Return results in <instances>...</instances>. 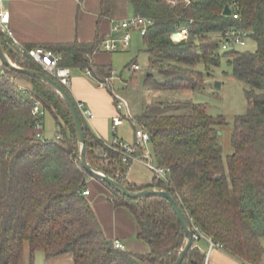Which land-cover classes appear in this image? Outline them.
<instances>
[{
	"label": "trees",
	"instance_id": "1",
	"mask_svg": "<svg viewBox=\"0 0 264 264\" xmlns=\"http://www.w3.org/2000/svg\"><path fill=\"white\" fill-rule=\"evenodd\" d=\"M128 1L135 15L153 22L143 35L149 55L150 70L144 81L147 89H202L211 69L225 57L233 76L249 85L245 89L247 110L234 117L233 153L226 158L217 128L225 119L210 115L202 103L189 104L187 113L135 116L150 134L153 159L169 168L167 180L155 176L150 185L138 187L126 178L131 161L124 162L120 152L106 148L77 107L84 126L87 162L128 190H168L204 235L244 264H259L264 254L260 242L264 238V0ZM227 5L231 15L223 13ZM183 26L188 28V36L174 40L173 34ZM231 29L247 31L248 38L256 42V50L223 49V35ZM0 38L15 64L45 73L1 31ZM100 42L44 47L60 56V65L88 68L104 81L113 77V70L92 61ZM13 77L30 83L33 98L22 93ZM34 100L41 101L56 119L60 142L36 136ZM80 150L69 108L56 90L2 64L0 264H18L26 243L32 256L36 251L47 256L70 253L73 264H174L185 236L169 200L162 196L129 198L103 182L112 192L113 204L125 206L135 217L137 235L149 244L150 252L136 255L115 247L104 235L84 194L92 176L81 163ZM101 151L107 153V159ZM139 153L138 149L136 155ZM204 261L205 255L192 245L181 264Z\"/></svg>",
	"mask_w": 264,
	"mask_h": 264
},
{
	"label": "crops",
	"instance_id": "2",
	"mask_svg": "<svg viewBox=\"0 0 264 264\" xmlns=\"http://www.w3.org/2000/svg\"><path fill=\"white\" fill-rule=\"evenodd\" d=\"M0 7L9 11L8 27L11 35L23 46H48L75 41L91 43L96 39L102 41L110 34L114 20L121 21L135 15L128 0H3ZM6 37L11 41L8 35ZM11 44L15 46L12 41ZM100 44L92 55V61L113 70L117 57L101 50ZM85 70L71 68L69 90L76 103L84 104L92 111V119L84 118L91 131L104 141L118 138L134 143L135 133L131 137L124 129H119L120 125L115 130L112 126L113 117L118 114L113 90L114 76L111 88L101 87L99 80ZM13 80L20 89L30 88V83L24 79L13 77ZM47 114L51 113L47 110L45 116ZM51 116L57 123L54 116ZM132 116L135 117L133 114ZM58 130L59 125L56 129H49L44 118V134L47 139H52ZM148 148L153 154L151 143ZM139 152L142 154L141 150ZM154 177L155 174L138 159L131 162L126 173L127 180L138 187L150 185ZM87 186L89 194L86 197L106 238L112 242L118 240L124 245L123 250L132 254H148L150 246L138 237L136 219L128 208L113 204L112 192L101 180L90 177ZM211 242L213 241L204 234L193 242L205 255L204 264H244L223 247H211ZM260 242L264 248V238ZM18 264H73V257L70 253L47 256L43 251H36L32 256L26 243ZM259 264H264V254Z\"/></svg>",
	"mask_w": 264,
	"mask_h": 264
},
{
	"label": "rangeland",
	"instance_id": "3",
	"mask_svg": "<svg viewBox=\"0 0 264 264\" xmlns=\"http://www.w3.org/2000/svg\"><path fill=\"white\" fill-rule=\"evenodd\" d=\"M131 34V45L128 49L112 52L117 57L113 66V90L129 102L131 113L135 116L144 113H187L189 104L202 103L207 107L210 115L225 119L224 124L217 126L219 143L224 158L233 153L231 145L233 120L235 116L247 110L245 89L249 88L248 83L233 76L227 59L223 57L220 65L211 69L202 89L190 92L147 89L144 81L150 70L149 55L139 31L132 29ZM235 47L254 51L257 45L254 39L248 38L244 45ZM222 52L223 49H221ZM130 62L137 63L140 69L133 71L132 65L126 67ZM217 83L220 86H216ZM45 119L49 129L58 127L51 114H47ZM119 129H124L129 136L133 137L134 126L130 120L125 119Z\"/></svg>",
	"mask_w": 264,
	"mask_h": 264
},
{
	"label": "built area",
	"instance_id": "4",
	"mask_svg": "<svg viewBox=\"0 0 264 264\" xmlns=\"http://www.w3.org/2000/svg\"><path fill=\"white\" fill-rule=\"evenodd\" d=\"M3 0H0V3ZM175 3L177 0H170ZM189 2V0H185ZM235 18H238L237 14H234ZM10 20V15L8 10H3L0 7V31L4 35H8L11 38L12 43L19 47L22 52L27 53L44 71L52 76L61 86L65 89H69L71 82V68L67 66H62L59 64L60 56L56 54L52 49H48L44 46H36L30 49H27L23 45L19 44L15 40L9 30L8 24ZM152 20L141 15H134L130 18L121 21H113L110 34L101 41L100 48L101 50L112 53L118 52L120 49L125 50L129 48L132 34L131 30L136 29L143 36L146 34L148 27L152 24ZM175 34H177L175 36ZM249 33L245 30L231 29L224 33L222 48L228 49L236 45H244L248 39ZM188 36V28L186 26L181 27L176 33L173 34L174 40H179ZM131 69L136 71L140 69L137 63L132 64ZM86 73L91 74V70L86 68ZM1 72V67H0ZM101 87L111 88L112 87V77L106 78L104 81H99ZM22 93L29 98H33L29 89L21 88ZM116 100V108L118 114L113 117L112 126L115 130L116 127L121 125L125 119L130 120L134 126L135 133V142L130 143L118 138H113L110 141H104L103 143L106 148L120 152L124 156V162L141 160L144 164L155 174V176L161 180H167L169 168L160 166L152 159V154L148 148L150 143V134L140 125L135 118L132 116L130 111L129 102L119 94H114ZM77 107L81 112V115L85 119H92L93 113L90 109L85 107L84 104L77 103ZM46 108L43 106L42 102L39 100L33 101L32 115H33V129L36 133V136L41 140H46L44 134V118L46 114ZM62 134L58 130L54 137L52 138L56 142H60ZM139 150L142 151V154L136 155V152ZM101 156L104 159H107V153L101 151ZM85 195L89 194V190L84 191ZM193 239L198 240L203 234L201 230L193 225ZM114 245L117 248L123 249L124 245L118 240L114 241ZM211 247L219 246L222 247L219 243L211 242Z\"/></svg>",
	"mask_w": 264,
	"mask_h": 264
},
{
	"label": "water",
	"instance_id": "5",
	"mask_svg": "<svg viewBox=\"0 0 264 264\" xmlns=\"http://www.w3.org/2000/svg\"><path fill=\"white\" fill-rule=\"evenodd\" d=\"M224 15H231L232 10L227 5L224 9ZM177 34H175L176 36ZM0 59L2 61V64L7 66L8 68L18 72L23 73L28 76H31L33 78H37L48 85H50L53 89L56 90V92L63 98L65 101L67 107L69 108L71 118L73 121L74 130L78 139V142L81 145V154H80V160L84 168L89 172V174L96 178L101 180L102 182L107 183L112 189L119 192L120 194L129 197V198H144L149 196H162L169 200L177 218L178 221L181 224V227L184 232L185 236V244L182 247V249L179 251L178 257L174 264H181L183 261L184 256L190 249V247L193 245L194 239H193V224L191 223L188 216L184 213L182 208L179 206L175 198L172 196V194L168 190L164 189H157V188H146L138 191H131L128 190L126 187H124L119 181H117L114 178H111L110 176L106 175L104 172L97 170L90 166L86 159V138L84 133V126L82 123V120L80 118L77 106L75 104L74 99L63 86H61L56 80H54L52 77L47 75L46 73L38 70L23 68L15 64L10 57L8 56L6 52V48L0 38ZM216 86H220L219 83L216 84Z\"/></svg>",
	"mask_w": 264,
	"mask_h": 264
}]
</instances>
